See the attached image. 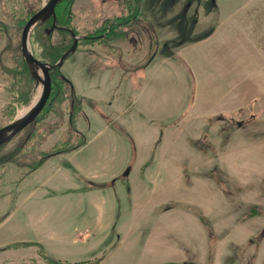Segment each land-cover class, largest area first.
Wrapping results in <instances>:
<instances>
[{
    "label": "rangeland",
    "instance_id": "obj_1",
    "mask_svg": "<svg viewBox=\"0 0 264 264\" xmlns=\"http://www.w3.org/2000/svg\"><path fill=\"white\" fill-rule=\"evenodd\" d=\"M47 1L0 0V127L42 88ZM56 5L32 53L87 37L0 146V264H264V0Z\"/></svg>",
    "mask_w": 264,
    "mask_h": 264
},
{
    "label": "water",
    "instance_id": "obj_2",
    "mask_svg": "<svg viewBox=\"0 0 264 264\" xmlns=\"http://www.w3.org/2000/svg\"><path fill=\"white\" fill-rule=\"evenodd\" d=\"M57 2L58 0H48L42 8L29 18L24 26L22 35V53L32 76L37 83L40 82L42 84L41 93L35 102L30 103L28 109L23 114H19L13 121L0 127V146L10 141L17 133L24 129L27 124L36 121V117L45 105L51 91L50 70L61 67L65 59L71 52L75 51L77 47L79 36L70 29L74 39L73 45L63 52L54 63L36 57L29 48L28 37L33 25L38 21L47 20L50 16H53L55 20V6ZM53 25H55V22ZM65 79L70 81L68 78ZM128 171L129 168L125 170V173H128Z\"/></svg>",
    "mask_w": 264,
    "mask_h": 264
},
{
    "label": "flooded vegetation",
    "instance_id": "obj_3",
    "mask_svg": "<svg viewBox=\"0 0 264 264\" xmlns=\"http://www.w3.org/2000/svg\"><path fill=\"white\" fill-rule=\"evenodd\" d=\"M56 6H57V5H56ZM49 18H50V20H49V21H50V25H53L54 22H55V25H57V23H58L57 26L61 27V28L64 29V30L67 29V31H69V30H68L69 28H66V27H67V26L69 27V24H70V23H65V24H63V23L60 22L61 19L59 20V18H58V16H57L56 7H55V20H54V17H53V16H50ZM49 18H48V19H49ZM113 22H114V21H113ZM111 23H112V21H110V22L108 23V30L106 31L105 34H102V35H106L107 32L110 31V29H111ZM122 23H123V22H122ZM122 23L117 22L118 25H119V24L121 25ZM70 25H71V24H70ZM70 29H72V28H70ZM74 32H75V31H74ZM112 32H114V34H115L116 30L113 29ZM75 33H76V32H75ZM81 37H82V38H86L87 35H81L80 38H81ZM80 38H79V39H80ZM52 70H54V69H52Z\"/></svg>",
    "mask_w": 264,
    "mask_h": 264
},
{
    "label": "crops",
    "instance_id": "obj_4",
    "mask_svg": "<svg viewBox=\"0 0 264 264\" xmlns=\"http://www.w3.org/2000/svg\"><path fill=\"white\" fill-rule=\"evenodd\" d=\"M148 105L150 106L151 105V107L152 106H160L161 105V101H155V102H153V101H148ZM127 164V163H126ZM126 164H123V165H121L120 167H118V169L116 170L117 171V173L113 176V177H118L119 176V174L124 170V168L126 167ZM125 171V170H124ZM131 172V169L129 168V171H128V173L127 174H129ZM131 174V173H130ZM89 177H91V178H94L92 175H88ZM113 177H111V180H112V178ZM116 179V178H115ZM104 181V180H103ZM105 182V181H104Z\"/></svg>",
    "mask_w": 264,
    "mask_h": 264
},
{
    "label": "bare ground",
    "instance_id": "obj_5",
    "mask_svg": "<svg viewBox=\"0 0 264 264\" xmlns=\"http://www.w3.org/2000/svg\"><path fill=\"white\" fill-rule=\"evenodd\" d=\"M75 53H76V50L74 51L73 54H75ZM67 59H69V56L67 57ZM66 62L64 61L62 65H65ZM40 93H41V86L38 87V91H37L36 95L34 96L33 100L31 101V103L35 102L38 99V96L40 95ZM27 109L28 108H25L19 114H23Z\"/></svg>",
    "mask_w": 264,
    "mask_h": 264
},
{
    "label": "trees",
    "instance_id": "obj_6",
    "mask_svg": "<svg viewBox=\"0 0 264 264\" xmlns=\"http://www.w3.org/2000/svg\"><path fill=\"white\" fill-rule=\"evenodd\" d=\"M60 57V55H58L56 58H59ZM57 88L59 89V84H57ZM80 145V144H79Z\"/></svg>",
    "mask_w": 264,
    "mask_h": 264
}]
</instances>
